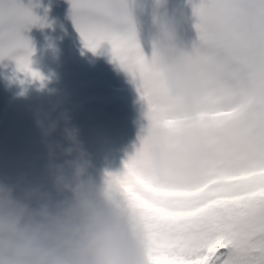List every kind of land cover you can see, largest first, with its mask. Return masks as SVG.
I'll list each match as a JSON object with an SVG mask.
<instances>
[{
    "label": "snow or ice",
    "instance_id": "snow-or-ice-1",
    "mask_svg": "<svg viewBox=\"0 0 264 264\" xmlns=\"http://www.w3.org/2000/svg\"><path fill=\"white\" fill-rule=\"evenodd\" d=\"M71 3L85 46L109 42L148 105L140 147L106 176L143 223L150 264H264V0L193 3L199 40L190 54L204 97L188 130L134 19L114 16L111 0ZM36 24L44 26L22 0H0V59L43 82L24 35Z\"/></svg>",
    "mask_w": 264,
    "mask_h": 264
},
{
    "label": "clouds",
    "instance_id": "clouds-1",
    "mask_svg": "<svg viewBox=\"0 0 264 264\" xmlns=\"http://www.w3.org/2000/svg\"><path fill=\"white\" fill-rule=\"evenodd\" d=\"M135 0H111L116 17L134 19ZM166 0H157L163 7ZM135 21V19H134ZM149 59L175 99V116L188 130L198 120L204 83L179 37V23L156 16ZM47 150L50 187L25 178L0 179V264H150L146 229L124 196L98 179L67 110L35 114Z\"/></svg>",
    "mask_w": 264,
    "mask_h": 264
},
{
    "label": "rangeland",
    "instance_id": "rangeland-1",
    "mask_svg": "<svg viewBox=\"0 0 264 264\" xmlns=\"http://www.w3.org/2000/svg\"><path fill=\"white\" fill-rule=\"evenodd\" d=\"M183 1H186L183 5L175 0L168 7H157V0H142V3L135 0L133 14L136 15L137 36L146 58L151 59L153 54L152 40L158 32V14L166 13L178 21L179 37L189 51L198 42L196 28L194 31L187 29L188 26L178 20L179 15L175 12L180 6L185 7L188 0ZM22 2L44 24L31 26L24 35L34 49L32 68L45 79L42 82L20 72L12 57L0 59V179L22 178L12 172L13 166L20 165L44 168L39 172L42 178L47 177L44 175L47 150L43 139L39 143L24 142L20 136L26 127L36 125L32 124V102L37 91L41 90L47 97L55 92L51 77L60 72L58 67H63L61 77L66 79L63 82L65 88L58 87V91H68L65 95L69 94L61 100L59 111L67 110L73 123L80 128L81 139L92 156L97 178L101 177L102 170L96 148L98 144L104 146L119 172L123 171L125 161L140 147L141 137L146 135L149 125L147 115H141L145 111L135 108V102L141 95L134 78L113 58L112 45L107 41L95 52L91 50L89 58H81L84 55L80 50L90 49L85 46L68 7L57 13L56 9L46 12L33 1ZM142 5L152 7L150 11L153 14L144 12ZM25 179L32 184H41L39 178Z\"/></svg>",
    "mask_w": 264,
    "mask_h": 264
},
{
    "label": "trees",
    "instance_id": "trees-1",
    "mask_svg": "<svg viewBox=\"0 0 264 264\" xmlns=\"http://www.w3.org/2000/svg\"><path fill=\"white\" fill-rule=\"evenodd\" d=\"M175 2V0H166V4L164 6H170ZM186 1L183 0H179L180 5H183ZM199 0H192V2H190V0H188L187 4L185 5V7H179V9L177 10L178 13V20L183 23L184 25L188 26V29L190 31H194L195 30V24H196V17L194 15V9H193V3H198ZM135 17V16H134ZM198 34V32H197ZM199 35V34H198ZM64 80L63 77H61L60 79H58V83L61 84V82ZM56 83V81H55ZM39 91V90H38ZM44 94V93H42ZM48 102L46 103V109L44 111L50 110V107L53 108L55 107L56 110H59V101L57 102V97L53 94L51 95V97L47 98ZM132 103V102H131ZM35 106L38 108H42L44 109L45 107L40 103V100H36L35 101ZM135 108L136 109H142L143 113L142 114H146L148 111V105L146 103V101H144L142 98L139 100H136L135 102ZM33 110H35V108L33 107ZM35 112V111H34ZM34 120L35 119V114H32ZM144 117V115H143ZM149 122V120H148ZM150 123V122H149ZM36 131H38V129L35 128H30L26 133L25 136L26 138H28V136L32 133H35ZM41 133L39 132V135L37 137H35L37 140L41 139ZM102 159L104 160V172L105 174L108 172H113L116 173L117 172V168L115 167V164L112 162L111 157L108 155V153L102 154L101 155ZM15 172H18L23 178H28V177H32V178H39L41 180V184L46 185L48 187H50V184L46 178H42V173L36 171L33 168L30 167H21V168H17L14 167Z\"/></svg>",
    "mask_w": 264,
    "mask_h": 264
}]
</instances>
